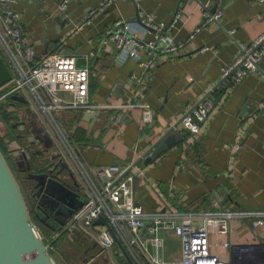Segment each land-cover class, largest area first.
Here are the masks:
<instances>
[{
	"label": "crops",
	"instance_id": "0c3cea01",
	"mask_svg": "<svg viewBox=\"0 0 264 264\" xmlns=\"http://www.w3.org/2000/svg\"><path fill=\"white\" fill-rule=\"evenodd\" d=\"M200 1H210V8L215 5L212 0ZM136 2L137 7L132 0H116L100 12L105 0H72L64 12L60 9L61 0H16L14 4L15 10L22 14L37 59L61 45L59 52L76 56L77 65L89 69L90 97L94 103L147 104L153 111L152 122L146 124L141 109L51 110L57 121L53 116L50 121L58 124L60 139L66 137L79 154L88 185L96 189L106 181L99 174V167L132 166L131 174L142 172L134 184V199L148 212H194L220 209V205L224 209H264V111L254 114L242 110L243 104L264 108V58L259 71L240 82L233 84L231 78L220 80L222 69L231 64L240 47L251 44L264 32V2L220 0L221 21L202 27L199 32L196 31L203 25V12L195 0ZM178 11H181V20L168 35L175 41L188 40L187 51L161 56L158 64L146 74L135 60L122 61L117 49L102 46L106 30L118 20L135 22L137 14H154L157 20L170 24ZM92 12L98 13L91 15ZM59 17L63 23L61 28L56 21ZM194 33V38L189 40ZM144 35L146 39H154L151 32L146 31ZM192 52L191 56H184ZM142 73L143 82L132 79L134 74ZM204 97L214 101L215 108L200 135L191 136L180 124L178 131L184 141L166 149L154 160L141 161L134 166L166 128L182 120ZM69 100L71 95L66 92L57 96L59 106L61 101ZM10 104H14L11 99L6 102L11 113L22 109L25 117L31 119L24 105L16 103L14 108ZM118 113L125 117L114 122ZM40 124L56 144L58 138L53 137L51 129ZM12 130L16 132L15 139L4 145L16 174L28 187L26 171L15 156L26 150L30 157L28 144L36 136L32 132L26 134V143L22 144L19 142L22 131L14 125ZM53 151L61 152L60 146L55 145ZM61 154L66 158L63 151ZM37 169L38 166H34V170ZM76 178L83 184L78 173ZM102 227L104 225L97 226L100 230ZM127 232L131 234L125 228L123 233L128 239ZM145 233L148 234L149 229ZM78 234L85 235L76 231L68 233L67 237L74 240ZM156 236L161 243L156 255L152 245L146 246L149 257L140 256L139 261L134 260L135 264H164L182 258L183 241L172 229L160 225ZM84 237L93 241L87 235ZM229 241L239 248L264 249V227L255 228L250 221L232 222ZM212 252L228 261L234 257L231 250L222 247ZM101 255L92 254L83 264H118L113 250L111 257L101 259Z\"/></svg>",
	"mask_w": 264,
	"mask_h": 264
},
{
	"label": "built area",
	"instance_id": "2783aa9c",
	"mask_svg": "<svg viewBox=\"0 0 264 264\" xmlns=\"http://www.w3.org/2000/svg\"><path fill=\"white\" fill-rule=\"evenodd\" d=\"M70 1L72 0H61V11H66ZM115 1L105 0L98 12ZM249 1L253 3L264 2V0ZM15 2L16 0H0V49L12 73L11 82L0 88V104L16 95L25 97L28 100L29 108L37 115L39 121L51 129L55 139L58 138V142L55 144L52 135L46 132L53 140L54 146H60V151L65 153L66 158H63L61 152H58L61 160L68 164L75 177L78 173L83 179L82 184L81 180L76 178L82 185L86 202L74 215L77 221L69 233L72 234L76 231L84 233L97 242L103 251L111 257L113 248L117 247L115 237L105 226L100 230L97 228L99 225L95 224L96 220L103 216L119 240L126 246L133 259L139 261L140 256L145 255V253L139 244L138 233L145 223L152 222L154 226L149 228V232L155 234L151 240L156 250L155 255L161 244L156 236V230L160 225L172 229L183 241L182 258L164 264H264L263 248L261 250H255L251 247L239 248L233 246L229 241L232 222L250 221L255 228L264 227V209L148 212L134 199V184L142 172L131 174L129 169L132 166L99 167L97 168L98 172L106 178V181L96 189L92 185H88L89 180L82 165H80L79 154L66 137L60 139L57 131L58 124H53L50 121V116L55 119L51 110L53 108L75 111L97 109L131 111L141 109L142 119L146 124L152 122L153 111L147 104L99 105L94 103L90 97L89 69L79 67L74 55L55 52L37 59L22 14L14 8ZM209 2H197L202 7L203 25L196 32H199L202 27L218 23L223 17L222 10H217L213 14L210 13ZM98 12H92L91 15ZM139 17L140 22L118 20L111 24L105 32L102 46H112L117 49L122 61L135 60L145 74L158 64L161 56L182 54L187 51L188 40L175 41L168 35V31L174 29L180 22L181 11L175 14L170 24L157 20L154 14H140ZM86 22L89 23L90 19H87ZM148 29L155 32H151L154 36L152 40L146 39L144 35L146 31L150 32ZM159 33L167 34L159 36ZM195 33L190 36L189 40L194 38ZM263 58L264 32L251 44L240 47L231 64L222 69L220 80L231 78L233 84L240 82L247 75L259 71ZM143 73L139 76L134 74L132 79L138 83L143 82ZM61 92L69 93L71 100L61 101L59 106L57 96ZM214 108V101L204 97L193 110L186 113L182 118L183 129L193 137L200 135ZM55 121L57 120L55 119ZM125 228L131 232V240L124 236L123 230ZM218 247L231 250L234 255L233 260H225L220 254L212 252V249ZM132 250L136 251V254Z\"/></svg>",
	"mask_w": 264,
	"mask_h": 264
},
{
	"label": "water",
	"instance_id": "95a60500",
	"mask_svg": "<svg viewBox=\"0 0 264 264\" xmlns=\"http://www.w3.org/2000/svg\"><path fill=\"white\" fill-rule=\"evenodd\" d=\"M188 2V0H184ZM196 2L200 0H195ZM215 2L210 13L213 14L218 10L220 0H212ZM134 5L137 7L136 0H132ZM58 28L63 26L60 21V17L56 18ZM136 22H140L139 14H137ZM66 22H64L65 24ZM150 32L155 33L153 30L148 29ZM167 33L158 34L166 35ZM45 47H48L46 41ZM194 52L184 56H191ZM48 54V52L46 53ZM12 80V73L7 66L5 60L0 54V88L10 83ZM11 100L14 104H10L15 108L16 103L25 106L26 114L30 115L31 118L37 115L29 108L28 100L23 96H13ZM5 107V102L0 104V108ZM243 112L248 111L249 113H259L264 111L263 109L248 107L243 104ZM101 113L98 112L97 116ZM125 115L116 114L114 122L118 119H123ZM39 120V118L37 117ZM182 120L176 122L173 126L166 128L165 132L152 144L142 155L134 166H137L141 161L145 163L154 160L160 153L176 145L178 142L184 141V136L178 131V128ZM24 125L26 123H17L15 126ZM14 126V127H15ZM44 139L49 142V146L53 145V140L47 133H44ZM41 142L44 140L40 135L37 137ZM9 140L5 139L4 144H8ZM12 146V145H11ZM60 155V154H58ZM21 159L24 162L30 163L27 152L23 151L20 154ZM63 170L61 173H54V170H47L44 173L32 174L31 163L27 169L29 172V180L34 182L35 189L38 190L36 194L42 195V198L37 203L36 215L39 216L40 212L47 215L48 219H51L57 223L58 228L55 230L57 233L56 237L51 243H46L44 238L39 233L38 228L33 222L32 215L23 194L21 185L12 170L9 161L3 151L0 148V264H57L54 257L50 253L51 247L54 243L61 238L63 235L68 234L72 226L77 221L74 215L84 206L86 198L83 194L82 185L76 180L74 173L70 170L67 163L63 162ZM65 172V173H64ZM220 210H224V206L220 205ZM96 225H104L109 229L116 240L117 247L120 252L127 260L129 264H135L133 257L130 252L119 240L114 233L109 222L100 216L96 222ZM154 224L152 222L144 224L140 232L138 233L139 244L142 249L149 257L147 247L152 245V252L155 254L156 250L153 247L152 239L155 234L145 232L147 229L152 228ZM128 239H132V234L127 232ZM98 243L95 242L93 248H96ZM90 249L82 253L75 264L86 262L87 257L84 255L89 253ZM91 259H94L92 256Z\"/></svg>",
	"mask_w": 264,
	"mask_h": 264
},
{
	"label": "rangeland",
	"instance_id": "374dc122",
	"mask_svg": "<svg viewBox=\"0 0 264 264\" xmlns=\"http://www.w3.org/2000/svg\"><path fill=\"white\" fill-rule=\"evenodd\" d=\"M0 51L3 54L1 49H0ZM9 100H7V101H9ZM6 102H5V106H6ZM21 108H23V107H21ZM21 110L18 113H11L8 109V106H6L4 108V110H0V148H1V143L3 142L4 139L10 140V141L15 139V133L16 132L14 130H12L13 125L15 126L17 121H19L21 118L25 117V115H24L25 113L22 112ZM18 116H21V117H18ZM30 127H31V129L35 135H43L45 133L44 127L40 124V122L36 116H33V118L31 119ZM16 128H17V126H15V129ZM19 142L22 144H25L26 139L19 138ZM5 156L7 158L10 157L8 150H7V154ZM38 230H39V233L41 234V236L46 241V243H51L54 240V239L52 240L54 235H48V231L45 228L40 227ZM79 236H81V234H78L76 237H79ZM84 236H81V238L79 239V241L77 243H74L73 240H71L68 237L67 238L64 237L62 239V242L59 243L58 246L51 249L50 253L54 257L56 263L57 264H75L77 262L78 257L80 256V254L84 253L83 249L84 248L88 249V246L91 244V241L86 240V238ZM95 249L96 250H94L92 252L90 251L89 254L84 255V258L87 257V259H89L91 257L90 255L97 254V253L103 254V255H101V259L104 258V256H108L106 252H104V251L101 252V250H102L101 246L97 247ZM113 258H114L115 262H117L118 264H126V262L124 261L125 259L123 258V256H121L119 249L116 247L113 248ZM80 264H83V262H81ZM100 264H102V263H100Z\"/></svg>",
	"mask_w": 264,
	"mask_h": 264
},
{
	"label": "flooded vegetation",
	"instance_id": "af4514ba",
	"mask_svg": "<svg viewBox=\"0 0 264 264\" xmlns=\"http://www.w3.org/2000/svg\"><path fill=\"white\" fill-rule=\"evenodd\" d=\"M31 119L26 116L25 120H22L21 122H19V123H23V122L26 123L24 125L22 124V125L18 126V129L20 131H22V133H23V134L20 135L21 138L25 139L26 138V134H28L30 132L33 133L32 129L30 127ZM44 135L45 134L40 135V136L43 138ZM35 136H36V139L35 140H31L29 142V144H28L29 150H30L29 151L30 157L28 156V158L30 159L29 162L31 163V173L32 174L33 173L34 174L44 173L47 170H51V169L54 170L55 174L58 173V172L61 173L62 171H65V170H63V167H62L63 166V161L61 160L60 156L58 155L59 153L53 151V149L55 147L54 144L49 146V142L46 141L44 138H43L44 140L41 142L37 138L39 135H35ZM44 156H45V158H44ZM7 159H8V161L12 162V164H13V160H12L11 157H9ZM15 159L17 161L21 162L20 163L21 166L24 168V171H26L28 187L25 185V183L22 180L24 186L26 187L27 194H28V201L27 200L26 201L29 203V206L31 207V209L34 212V214L36 215L37 203L42 198V195H39V198L37 197L36 194L38 193V190L35 189L34 182L29 180V178H28L29 172H28L27 169L29 168V164L30 163L28 164V163L24 162L23 159H21L20 155H16ZM34 166H38V169L34 170ZM36 217L38 218L39 221L44 223L47 228L53 229L54 231L58 228L57 223H55L51 219H48V217H47V215L45 213L40 212L39 216L36 215ZM94 243H95V241H92L91 244L88 246V248L90 249L91 252L96 250V249H93ZM106 261H108V260L106 259Z\"/></svg>",
	"mask_w": 264,
	"mask_h": 264
},
{
	"label": "trees",
	"instance_id": "16d2710c",
	"mask_svg": "<svg viewBox=\"0 0 264 264\" xmlns=\"http://www.w3.org/2000/svg\"><path fill=\"white\" fill-rule=\"evenodd\" d=\"M60 48H61V45H57V47L54 49V50H51L49 51V54L50 53H55V52H59L60 51ZM1 56L3 57L2 53L0 52ZM4 59V57H3ZM5 60V59H4ZM1 150L3 151V153L6 155L7 154V148L4 146V140L3 142L1 143ZM9 164L12 168V170L14 171L20 185H21V188H22V191H23V194L26 198V200L28 201V194H27V190H26V187L24 186L22 180L19 178L18 174H16L15 172V169H14V166L12 164V162L9 161ZM28 203V202H27ZM28 206H29V203H28ZM29 209H30V212H31V215H32V219H33V222L34 224L36 225V227L39 229L40 227H43L45 228L47 231H48V235H54L52 240L56 237L57 233L53 230V229H50V228H47L46 225L44 223H42L41 221L38 220V218L36 217V215L34 214V212L32 211L31 207L29 206ZM82 236V235H81ZM81 236L79 237H75V239L73 240L74 243H77L79 241V239L81 238ZM66 237L67 238V234L63 235L61 238H59L55 243L54 245L51 247V249H53L54 247L58 246L59 243L62 242V239ZM46 242V241H45ZM51 249H50V252H51ZM87 250V248H84L83 249V252ZM81 255V254H80ZM86 262H88V259L86 260ZM84 262V263H86Z\"/></svg>",
	"mask_w": 264,
	"mask_h": 264
}]
</instances>
